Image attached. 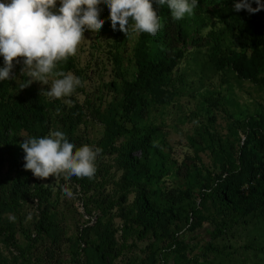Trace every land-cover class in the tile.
Instances as JSON below:
<instances>
[{"label": "rangeland", "instance_id": "1", "mask_svg": "<svg viewBox=\"0 0 264 264\" xmlns=\"http://www.w3.org/2000/svg\"><path fill=\"white\" fill-rule=\"evenodd\" d=\"M230 1L198 0L194 15L178 21L166 4L154 5L163 25L154 37L113 31L101 5L102 29L86 31L60 65L84 83L72 96L40 95L50 90L40 82L20 89L22 63L0 81V264H264V204L233 223L229 207L247 184L248 161L264 154V61L252 76L236 65L253 47L264 50V40L253 17L234 15L251 44L224 57L234 47L236 24L221 18L233 12ZM157 61L169 67L147 81L127 117L126 88ZM25 106L42 108L24 123ZM3 118L12 123L5 130ZM55 130L77 148L103 150L93 178L41 180L24 169V138ZM141 190L162 214L146 229ZM220 220L231 224L210 238Z\"/></svg>", "mask_w": 264, "mask_h": 264}, {"label": "clouds", "instance_id": "2", "mask_svg": "<svg viewBox=\"0 0 264 264\" xmlns=\"http://www.w3.org/2000/svg\"><path fill=\"white\" fill-rule=\"evenodd\" d=\"M256 7L253 8L252 4ZM167 5L171 18L182 20L194 15L198 0H0V81L14 79L13 69L21 64L20 76L27 81L20 89L33 82L48 85L40 95L62 99L70 97L82 80L74 74L60 70V65L77 54L85 39L84 33H98L105 20L101 19V5L109 10L108 19L113 31L147 33L156 36L162 28V18L154 5ZM234 11L255 14L264 10L262 0H239ZM24 155V169L33 176L47 180L63 175L65 179L93 178L97 171L96 160L102 153L99 147L88 144L76 147L59 130L43 137L24 138L20 144ZM71 197L72 192L65 187Z\"/></svg>", "mask_w": 264, "mask_h": 264}, {"label": "trees", "instance_id": "3", "mask_svg": "<svg viewBox=\"0 0 264 264\" xmlns=\"http://www.w3.org/2000/svg\"><path fill=\"white\" fill-rule=\"evenodd\" d=\"M233 12H223L221 14L222 20L227 19L231 20V22L234 21V15L238 14H247L251 16L250 14L246 12H236L231 9ZM252 18V16H251ZM253 25L255 26V29L259 33V35L264 40V35L261 34L259 31L257 23L254 21V18H252ZM225 22V20H224ZM235 32L232 33V43L233 48H227L224 49L223 55L226 57L228 61H230L231 58L235 57L237 55L236 49H244L247 46L251 44V41H249L248 35L245 30L242 29L244 26V22H235ZM231 29L233 28V24L231 23ZM255 50V53L251 58L248 59H240L237 65V71L241 73H245L246 75H253V72L258 69V67L261 65V63L264 61V50L253 47ZM257 48V49H256ZM226 55V56H225ZM169 67V64L167 62H150L142 65L139 74L137 75L135 81L126 88L124 97H123V107L124 111L127 114V117L131 114L133 111L136 100L138 98V94L144 89L146 86L147 81L163 72ZM264 76V75H263ZM262 81H264V78H261ZM1 106V104H0ZM41 106L38 107H28L25 106V113L22 114L21 118L25 121L27 120V112L29 113H40L41 112ZM39 111V112H38ZM23 121H18L20 124H23ZM27 122V121H26ZM12 123L9 118H3L1 121V127L3 130L7 129L8 126H10ZM127 170L133 171L136 169L137 163L134 159L128 156V153L126 154L125 161H124ZM264 154L262 155V161L258 160L255 165H253L251 162L248 161L247 165L249 166V178L247 181V184L243 188L244 191L239 196V198L236 201L230 202V219L232 220L231 223L237 221L239 218H241L246 210L252 205V204H264ZM223 186L219 185L218 187V194H221V197L224 198L222 190ZM137 202L139 203L143 215L147 218L148 224L144 225V229L149 227L150 223L156 220L161 219L162 214L161 212L154 209L150 204L146 197V193L144 190L139 191ZM191 215L187 218H185L186 221H191ZM228 223L226 220H220L218 222L212 223L211 229L208 230L207 234L210 236V238H215L222 234V232L231 224Z\"/></svg>", "mask_w": 264, "mask_h": 264}, {"label": "built area", "instance_id": "4", "mask_svg": "<svg viewBox=\"0 0 264 264\" xmlns=\"http://www.w3.org/2000/svg\"><path fill=\"white\" fill-rule=\"evenodd\" d=\"M231 7L234 8V2H239V0H231ZM262 2H264V0H262ZM252 7L255 8L256 7V4L253 3L252 4ZM241 12H246L248 13L247 11L245 10H241ZM249 14V13H248ZM255 22L257 23L258 25V28H259V31L264 35V10H261L260 12L258 13H255V14H250ZM22 63V62H21ZM0 65H3L4 66V60H3V57H1V60H0Z\"/></svg>", "mask_w": 264, "mask_h": 264}]
</instances>
